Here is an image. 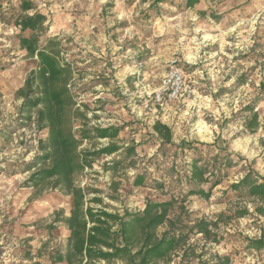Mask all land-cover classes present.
Here are the masks:
<instances>
[{
  "label": "rangeland",
  "instance_id": "rangeland-1",
  "mask_svg": "<svg viewBox=\"0 0 264 264\" xmlns=\"http://www.w3.org/2000/svg\"><path fill=\"white\" fill-rule=\"evenodd\" d=\"M33 1L47 16L48 36L62 41L63 58L74 65L72 89L88 127L123 128L116 142L137 150L119 168L111 162L123 155L105 156L77 177L88 200H102L92 206L137 213L147 200L164 198L151 187L133 186L139 174H150L151 186L173 163L183 174L191 162V153L183 156L180 149L176 161L175 148L163 156L152 131L161 122L171 128L179 148L203 144L234 160L229 177L209 200L191 196L186 201L194 221H215L219 213L244 208L253 213L220 223L218 244L194 237L198 253L207 252V259L229 255L234 264H264V250L246 249L247 239L264 234V217L255 213L252 200H240L230 190L249 168L264 182V0H199L192 8L171 0L158 9L153 0ZM1 2L9 18L17 0ZM16 34L0 17V264H36L24 258L25 250L66 252L69 231L56 220L70 216L72 197L60 188L37 189L29 183L26 165L41 154L39 140L47 133L37 129L35 117L26 119L17 97L34 64ZM173 65L184 76L178 98L164 91ZM255 112L261 126L252 132L248 124ZM82 124L75 123L76 134ZM109 143L84 142L80 149Z\"/></svg>",
  "mask_w": 264,
  "mask_h": 264
},
{
  "label": "trees",
  "instance_id": "trees-1",
  "mask_svg": "<svg viewBox=\"0 0 264 264\" xmlns=\"http://www.w3.org/2000/svg\"><path fill=\"white\" fill-rule=\"evenodd\" d=\"M171 0H153L152 7ZM199 0H183L180 6L192 8ZM4 23L17 30L20 49L26 53L34 66L17 91L22 101L21 109L26 119L33 121L40 132H46V139L39 140L41 154L26 165L31 172L29 183L37 189H58L72 197L70 216L58 218L69 231L66 252H45L32 249L24 251V258L30 261H45L50 264H234L233 259L219 254L205 258L207 252L198 253L192 239L198 235L203 240L220 243L222 237L215 229L220 223L227 225L233 219L252 216L247 208L234 214L219 213L214 220H193L186 201L191 196L209 200L214 190L228 177L235 167L230 155L208 151L203 144L188 143L185 148L173 141L169 126L156 122L152 131L160 142L163 156L168 148H175L174 161L179 154L191 153L192 159L183 174L177 172L173 163L165 168L158 180H149L147 173L136 176L133 186L151 187L160 191L164 198L149 199L141 212L111 213L95 209L92 203H102L101 199L88 200L85 189L76 184L77 177L102 157L118 154L125 158L113 159L111 165L119 168L124 161L136 155V147L123 149L116 140L123 128L88 127V118L78 107L77 96L72 86L76 70L71 62L63 58L62 41L47 34V16L36 10L33 0H17L9 18L2 12ZM83 122L75 132V123ZM261 126L259 114L255 112L248 127L255 132ZM109 140L102 148L81 150L84 142ZM167 149V150H166ZM124 151V152H122ZM187 188V191H185ZM232 195L240 200H252L255 213L264 217V182L249 168L244 177L230 188ZM165 230L159 234V229ZM53 229V228H51ZM52 230L49 231L51 233ZM248 252L264 250V234L256 239H247ZM181 254V256L179 255ZM180 257L179 262L174 259Z\"/></svg>",
  "mask_w": 264,
  "mask_h": 264
},
{
  "label": "built area",
  "instance_id": "built-area-1",
  "mask_svg": "<svg viewBox=\"0 0 264 264\" xmlns=\"http://www.w3.org/2000/svg\"><path fill=\"white\" fill-rule=\"evenodd\" d=\"M183 73L176 66H171L168 77L164 82L165 90L164 91H172L170 96L174 98H178L181 96L182 84H183Z\"/></svg>",
  "mask_w": 264,
  "mask_h": 264
}]
</instances>
